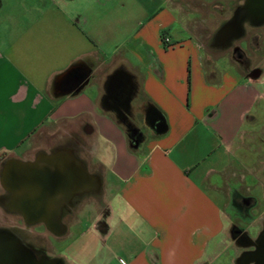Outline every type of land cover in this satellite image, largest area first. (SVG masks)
Returning a JSON list of instances; mask_svg holds the SVG:
<instances>
[{"label": "crops", "instance_id": "1", "mask_svg": "<svg viewBox=\"0 0 264 264\" xmlns=\"http://www.w3.org/2000/svg\"><path fill=\"white\" fill-rule=\"evenodd\" d=\"M137 1L138 18L125 0H0V212L11 203L1 182L9 158L72 149L103 195L68 217L62 236L48 234L42 258L18 250V259L264 264V66L245 75L211 69L202 37L188 25L197 18L178 19L163 6L172 0ZM176 21L187 37L169 33ZM114 77L129 87L123 106L110 89ZM250 132L258 133L250 157L259 174L231 172L256 179L245 193L228 185V169L246 161L239 153ZM231 208L250 219L246 226L232 221ZM14 226L24 227L15 215L0 220Z\"/></svg>", "mask_w": 264, "mask_h": 264}, {"label": "water", "instance_id": "2", "mask_svg": "<svg viewBox=\"0 0 264 264\" xmlns=\"http://www.w3.org/2000/svg\"><path fill=\"white\" fill-rule=\"evenodd\" d=\"M244 19H250L256 25L263 23L264 0H244L236 10L231 21L238 33L243 29ZM231 40L232 37L228 39ZM60 154V151L53 153V155ZM67 156L69 164L62 182H60V171L53 170L50 168V163L43 160L9 158L3 164L1 171L2 184L12 192L9 210L22 213L28 222L35 219L45 221L46 226L58 235L65 233L66 226L61 223L57 212L54 215L46 214L44 207L59 203L63 194L66 196L63 204H66L70 203L76 194L89 193L100 188V180L88 170L86 163L75 154L74 150L68 149ZM14 252L13 246L9 250L0 248V264H3L4 257L9 259L8 256H12ZM25 263V260H16V258L15 261L7 262V264Z\"/></svg>", "mask_w": 264, "mask_h": 264}, {"label": "rangeland", "instance_id": "3", "mask_svg": "<svg viewBox=\"0 0 264 264\" xmlns=\"http://www.w3.org/2000/svg\"><path fill=\"white\" fill-rule=\"evenodd\" d=\"M118 1L119 0H116L117 3H119ZM125 1L126 6L128 7V11L131 13V16L134 18L140 17L141 11L139 10V2L137 0ZM243 3V0H172V2H164L163 6L169 7L178 19L180 17L183 18L187 14L189 15L190 19L197 18L196 23L188 21V25L193 28L194 33L202 37L206 49V61L208 65L211 66V69H217L218 71L221 70V68L233 66L238 68L240 72L245 75L249 72L250 69L254 68L255 66H264V26L253 27V25L246 22L250 21L252 23L250 19H244V21L242 22V26L246 29L245 35L234 42V44L240 45L243 48L245 56L249 61L248 68L242 65V63L238 60L236 56L237 54H234L233 49L231 47L227 49H218L211 46L210 44L214 33L219 30V28L224 22H229L234 18L236 10ZM132 27L133 29H135V26ZM180 30L183 37H187L189 35L188 32L184 30L183 23L181 21H176L172 26H170L169 33L172 36H175L177 32H180ZM161 33L163 35V32ZM228 43L230 42L228 41ZM145 130L150 132L147 127H145ZM253 134L256 135L258 133L250 132L249 135L245 138V141L241 143V150L243 151L240 150L241 152L239 154L241 156L245 154L247 157L246 161L244 163L238 164L236 161H233L231 162L230 167L228 169V172L230 174L228 185L232 188H235L236 186L243 187L242 191H245V193H249V191L246 189L247 187H255L254 185H256V179H252V177H250L246 178L243 181L240 179L239 174L232 175V173L236 174V172L239 173L240 171L242 172L254 170L255 172L257 170L258 173V163H256L257 159L255 160L254 158L250 157L253 155ZM258 156H264V147L262 148V151L260 153L258 152ZM262 174L263 171L261 172V175ZM260 179L262 180V182H264V178ZM236 196V192H233L232 195L229 194V200L233 199V201L235 202ZM86 198H90L92 203H97L102 201L103 195H91ZM86 201H88V199H86ZM262 208H264V204H262ZM231 209L232 210L230 211V214H233L232 221H236L239 223L243 222L246 226L250 219L243 220L240 218H236V211L233 208ZM250 216H253L251 212ZM3 217L4 219H6V221H9L14 218V215L10 214L9 212H4V214L0 212V220ZM8 228L14 229L13 227ZM251 233L253 235H256L257 230L252 229ZM52 239L53 241H57L55 237H53ZM57 244L60 245V242L58 241ZM221 261L222 259H219L216 264H221Z\"/></svg>", "mask_w": 264, "mask_h": 264}, {"label": "flooded vegetation", "instance_id": "4", "mask_svg": "<svg viewBox=\"0 0 264 264\" xmlns=\"http://www.w3.org/2000/svg\"><path fill=\"white\" fill-rule=\"evenodd\" d=\"M244 2V0H243ZM249 24L253 25V27H260L264 26V22L261 24H252L250 21H246ZM246 24V23H245ZM246 29L243 28L241 33H238L236 30L234 24L232 21H226L224 22L219 30L214 33L212 40L210 42L211 46L218 48V49H227L232 48L234 54H237L238 60L242 63V65L246 68L249 66V61L245 56L244 50L240 45L234 44L236 40H239L245 35ZM232 37V40L229 41L228 39ZM260 72V67L255 66L254 68L250 69L247 74H257ZM111 92L114 98L119 101L122 106L125 102L126 97L129 93V87L125 83L124 79H118V77H114L111 85H110ZM160 121H156L155 125H160ZM132 133L136 135L137 139H141L143 137L142 133L136 132L134 128L131 129ZM47 161L50 163L53 170H59L60 171V182L63 181V175L66 173V170L68 168L69 164V158L66 155H49L47 157L43 158V161ZM99 193L95 190H92L89 193H83V194H76L72 197L70 203L63 204V199H65V194L61 196V200L56 205H47L45 208L46 214L50 213L54 215L55 212H57L60 215V221L62 224H64L65 220L69 217L72 218L76 214V211L79 207L83 206L84 203L91 202L89 197L91 195H98ZM88 199V201H86ZM245 202H248L245 200ZM38 207V206H37ZM40 208V207H39ZM10 214H13L20 218V222L24 224V227L20 226H14V229H8L6 227H0V241L10 240V237L13 236L15 243L13 245V249L15 250L14 254L9 259L3 260V264L10 263V261H15L19 258V255L17 254V251L20 250L21 252L32 250L36 253V255L39 258H42L45 255L46 252V238L49 234V238L51 236H62L55 234L52 230H50L46 226V222L43 220L35 219L30 222L26 221L25 217L20 212H11L8 211ZM56 215V214H55ZM58 230V229H57ZM241 238L244 240H247L246 235H241ZM260 243L264 241V230L260 233L259 236ZM1 248L3 249H11L10 243H1ZM24 254H21V257H23Z\"/></svg>", "mask_w": 264, "mask_h": 264}, {"label": "built area", "instance_id": "5", "mask_svg": "<svg viewBox=\"0 0 264 264\" xmlns=\"http://www.w3.org/2000/svg\"><path fill=\"white\" fill-rule=\"evenodd\" d=\"M163 39H164V41H165L166 43L170 42V39H169V38H167V37H165V36H164V38H163Z\"/></svg>", "mask_w": 264, "mask_h": 264}]
</instances>
